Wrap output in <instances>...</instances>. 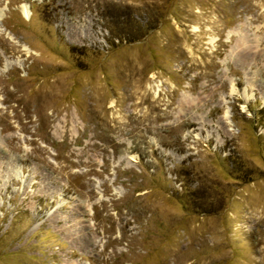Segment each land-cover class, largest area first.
Segmentation results:
<instances>
[{
	"label": "rangeland",
	"instance_id": "374dc122",
	"mask_svg": "<svg viewBox=\"0 0 264 264\" xmlns=\"http://www.w3.org/2000/svg\"><path fill=\"white\" fill-rule=\"evenodd\" d=\"M0 264H264V0H0Z\"/></svg>",
	"mask_w": 264,
	"mask_h": 264
}]
</instances>
